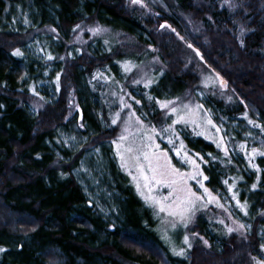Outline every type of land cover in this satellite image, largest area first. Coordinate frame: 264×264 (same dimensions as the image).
I'll use <instances>...</instances> for the list:
<instances>
[{
    "label": "trees",
    "instance_id": "16d2710c",
    "mask_svg": "<svg viewBox=\"0 0 264 264\" xmlns=\"http://www.w3.org/2000/svg\"><path fill=\"white\" fill-rule=\"evenodd\" d=\"M223 1L143 0L141 7L128 5L129 0H0V248L4 249L0 264L174 263L156 232L152 208L126 184L104 147L118 134L110 135V129L101 127L84 80L93 79L97 71L118 60L143 63L157 57L154 68L161 75L147 93L151 91L159 99L184 97L194 82L187 68L195 48L203 57L195 54L196 59L227 83L223 91L235 93L236 105L219 103L208 95L216 119L230 128L237 111L247 109L249 117L264 127V0H236L235 9L221 8ZM15 6L31 10L30 27L16 30L6 26ZM168 8L172 14L164 24ZM180 13L204 22L205 29L191 33ZM97 24L122 31L129 44L122 43L113 51L91 49L92 42L79 48L80 52L71 46L81 29ZM38 39L47 56L54 59L12 55ZM70 49H77L73 58H69ZM49 67L52 77L59 76V80L54 84L56 100L47 103L36 84ZM33 87L38 95H33ZM144 92L139 88V95ZM76 96L84 121L95 132L82 148L70 152L58 140L57 128L71 112ZM146 99L145 106H151L148 113L158 119L155 101L150 96ZM30 107L35 109L34 115ZM228 135L235 147L239 138L230 129ZM185 141L205 159L201 165L209 177L208 186L226 190L225 180L235 183V193L247 205L248 214L241 215L251 224V232L216 238L218 246L214 243L209 249L196 243L189 257L178 261L253 264L252 257L261 253L257 231L264 224V217L258 216L264 210V157L255 160L260 172L248 167L247 174L240 164L244 162L241 155L231 160L211 143L188 134ZM98 146L104 149L119 193L114 201L117 216L106 217L89 205L72 173L85 152Z\"/></svg>",
    "mask_w": 264,
    "mask_h": 264
},
{
    "label": "rangeland",
    "instance_id": "374dc122",
    "mask_svg": "<svg viewBox=\"0 0 264 264\" xmlns=\"http://www.w3.org/2000/svg\"><path fill=\"white\" fill-rule=\"evenodd\" d=\"M129 4L130 0L128 2V5ZM230 5L233 9H235L237 8L238 4L236 0H229V3L223 1L220 7H231ZM31 16L32 13L30 9L23 8L22 6H15L11 11L9 19L6 22V26L16 30H24L32 25ZM180 16L185 19L187 26H189L190 28V32L195 35L200 34V32H202L206 27L204 22H194L186 14L180 13ZM97 27L103 29V31L98 35H94L90 30ZM53 29H55L56 31V28ZM91 42V49L94 48V50L98 49L101 51H113L115 47L120 46V44L122 43H126L125 47L127 44H129V40L126 39V36L124 33H122V31L106 27L103 24H97L93 27L81 29V31L77 34L76 38L72 42L71 46H75L77 47V49H79L84 46L88 47ZM77 49H70L69 58H73L75 56V51ZM20 50L22 53H25L38 61H43V59L47 57L45 48L43 47L39 39L32 41ZM194 55L190 54L188 56L192 61V65L188 61L187 68V70L189 69L194 75V82H191L189 84V90L184 97H176L170 100L165 98L159 99L160 97L152 94L151 91L149 94L147 93V88H149L152 84H155L159 76L161 75V73H156V67L154 68V66L159 62V58L157 57L146 60L143 63L142 61L136 60H118L116 63L97 71L93 75V79L90 77H85L84 83L88 88L91 96H93V104L95 105L96 113L98 114L101 127H105L106 131H109L110 129V135L118 134L115 140L105 143L104 147L108 151L110 159L112 158L114 162L116 161V165L118 166L119 171L125 179L126 184H130L136 192L137 190L135 187V183L133 182L131 175H129V170L121 167V161L116 154V147L113 142L117 141L121 134L128 135V133H124L126 121L128 122L130 132L139 135V133H137L139 125H136L134 117L130 119L131 113L133 112L143 121L145 130L152 126H155L157 131H159L162 127H166L168 124H170L171 121L175 119V117L170 115L167 109H161L160 105L156 103V101H177L178 104L181 102H190L193 106H195L196 104H202L203 109L201 110V115L211 118L213 123L221 129L219 133H216V130L209 126L207 128V134L209 135V138L206 139L204 135H197L196 133L197 131H200V129L194 130L193 126L191 125L185 126L183 124H180L175 126L180 136V140L184 142L187 150L189 151V155L197 160V163L200 164L201 169L204 171V174L206 176L208 175L201 165V163L206 161L204 158L203 161L200 160V157H202L200 152L187 146L185 141L186 134L190 135L191 137H198L206 140L207 142L211 143L217 150L222 152L223 156H225L221 148H218L216 143L212 142V137H223L224 145L227 147L229 153L227 157H230V159L232 158L231 160H233V158H238V156L241 155L244 159V162L240 161V164L242 166V169H244L247 174H249L247 168H252L248 160V155H250L251 149L255 147L258 150L264 151V134H262L261 129L253 127V125L248 123V120L244 119L245 114H247L248 119H251L249 117L250 114L247 109H243V112L237 111L241 115L238 117L237 115H234L235 121L231 122L230 128L226 127V125H224L220 120L216 119V114L209 105L208 95L212 99H216V101L219 103L221 100L225 101L228 104L233 103L234 105H236V99L234 98L235 93L234 91L230 93L224 92V88H221L219 81L215 79L216 75L208 71L207 68L203 66L198 59H196V55ZM126 63L130 65V71L128 72H126L124 69V65ZM51 71L52 67L47 68L44 71L41 79H39L36 84V90L43 96V99L47 101V103L54 102L57 98V90H55L54 84L58 81L57 77H52ZM136 80H140L141 82L139 84H136ZM149 81V86L145 87V84ZM206 83L207 86H205ZM139 86L145 89L146 94L144 92V94L141 96L138 94V92H136L137 90L133 92L132 89H136ZM196 86L198 88L193 90V88H195ZM94 94H98V98H95ZM148 96L152 97V99L155 101L154 106L157 107L155 108L160 111V117L158 119L153 120L150 115L145 113L140 114L137 110L138 108L145 105L144 99L148 98ZM121 97H123L124 101L127 104L131 105V108L123 107L121 105ZM73 100L74 102L71 104V112L64 118L63 125L57 128L58 140L61 142L62 146L70 152H75L82 148L83 145L88 142V135L95 132L93 127H91L89 123H87V121H84L79 97L76 96ZM136 100H139L140 103L137 104L135 102ZM38 107L41 108L42 105ZM30 109L31 113L34 115L35 109L33 110V108L31 107ZM104 109L105 111H103ZM104 112L105 114L103 115L102 113ZM117 112L120 113V118L117 120L116 124H113L112 120L116 117ZM255 123L259 124L256 121ZM115 129L118 132H112ZM229 129L231 135L235 134L236 138H239L237 144H235V147L233 141L231 140L230 142V139L228 137ZM162 135L163 139H161L160 137H156V142L161 145V148L163 150L168 152L173 164L181 168L182 171H190V166L188 164L181 163L180 159L176 157L173 146L167 143V134ZM129 139L131 140L132 136H129ZM179 142V140H175L176 146H179ZM241 144L245 145L244 150H241ZM103 150L104 149H102V146H98L94 149L86 151L83 157L80 159L77 167L73 169L72 173L79 185L82 187L89 205L94 206L100 213H102L106 217H109L112 214H116L117 216L118 211L114 201L119 196V193L115 188V182L108 171V162L106 157L104 156ZM56 154L58 156H61V154L58 153V150H56ZM257 157L261 156H256L252 160V163H255V165V160ZM189 183L192 185L194 191H197L198 194L202 193V189H199V186L195 181H190ZM204 183L205 186L208 187L214 195L218 196L220 203L224 206V208L228 209V211H224L222 208L217 207L215 203L208 204L196 212L193 222L188 226V228H184L179 223H177L175 228H173L171 223L172 218L168 217L165 213H160L155 210L150 204L146 203L142 196L137 192L142 200L152 208L153 218L156 221V232L160 240L168 250L169 255L171 257H174L172 261L175 264H181L178 261L179 259L185 260L187 257H189V251L193 249L196 243H201L203 246L209 249L212 247V245H214V243L216 247L218 246L216 238H223L226 235L229 236L233 234V232L239 234H250L251 232V224L245 221L244 217L241 215L243 214L245 216L244 211H241L240 208L237 207L236 200L232 198L235 190L233 189L232 192H229L228 190L229 186L232 184H225L226 190H224L218 187L208 186L207 181H205ZM154 194L167 195L168 189L161 188L159 189L158 193ZM237 199L239 200L238 196ZM262 211L259 212L258 216ZM206 214H208L207 222H203V220L206 221ZM202 215H204V218H202ZM221 220L224 221L223 224L218 222ZM233 221H236V223L234 224ZM239 224H244L246 227L244 229L233 231L232 233L228 232V228L236 229L238 228ZM112 228H114V226ZM200 229L202 230V233ZM185 235L189 237L191 247L183 243V238ZM201 237L203 239H201ZM257 237L259 239L260 245L264 243V224L259 225ZM205 241H207V243H205ZM173 248H175L177 251H179L180 249H184L185 254L183 256H176L173 254ZM255 257L257 259L264 257V252L261 251V253L259 255H255ZM253 264H256L254 260Z\"/></svg>",
    "mask_w": 264,
    "mask_h": 264
},
{
    "label": "snow or ice",
    "instance_id": "6c2138e0",
    "mask_svg": "<svg viewBox=\"0 0 264 264\" xmlns=\"http://www.w3.org/2000/svg\"><path fill=\"white\" fill-rule=\"evenodd\" d=\"M132 4H139L143 7L142 0H130ZM226 3H229V0H225ZM231 6V5H230ZM79 27V26H77ZM55 31V29H52ZM94 35L100 34L103 29L97 27L91 29ZM174 31V30H173ZM189 48L192 47L191 44L188 45ZM196 51V49H193ZM13 56H22L23 53L20 49H16L13 53ZM197 56H201L199 51H196ZM48 60L54 59L51 54L47 56ZM201 59L203 57L201 56ZM124 69L126 72L130 71V65L125 64ZM211 79V78H209ZM219 81L221 88H226L227 83L217 74L215 77ZM59 76H57V81ZM141 81L136 80L135 83L139 84ZM150 81L145 84V87H148ZM207 86V83L206 85ZM33 95H38L35 91V88H32ZM43 99V97H41ZM151 99V98H150ZM137 104L140 103L139 100L135 101ZM120 103L123 107L131 108L130 104H127L123 97L120 98ZM160 105L161 109H167L168 113L175 117L166 127H162L157 131L155 126H152L145 130V125L140 117H137L135 113H131L130 119L135 118L136 125H139L136 133H131L129 130L128 122H125L124 133L128 135L121 134L117 141H114L116 147V154L121 161V167L129 170V175H131L137 192L142 196L146 203L150 204L155 210L160 213H165L168 217H171V223L173 228L176 224L179 223L184 228L193 222L195 214L198 210L203 208L208 204L215 203L217 207L222 208L224 211L228 209L220 203L218 196L214 195L208 187L205 186V181L209 179L208 176L204 174V171L201 169L197 160L189 155L186 145L182 140L176 129V125L183 124L185 126L191 125L193 129H200L197 131V135H204L205 138H209L207 134V128L210 126L216 130V133H219L221 129L213 123L211 118L201 115V110L203 109L202 104H196L193 106L189 103H179L177 101H156ZM243 103V101H241ZM3 107V105H0ZM120 118V113H116V117L112 120L113 124L117 123V120ZM244 119L248 120V123L261 129V132H264V127L256 124L255 121L248 119L247 114H245ZM162 134H167L168 140L167 143L173 146L176 157L180 159V162L183 164H188L190 166V171H182L181 168L173 164L172 159L169 157L167 151L161 148V145L156 142V137L163 139ZM129 136H132V139H129ZM175 140H179V146H176ZM212 142L216 143L218 148L224 152L225 157L229 155L227 147L224 145L223 137H212ZM241 150L245 149V145H240ZM198 155V154H197ZM256 156L264 157V151L258 150L257 148H252L250 155H248L249 164L256 172H260V168L252 163V160ZM200 160L203 161V157H200ZM134 170V173H133ZM190 181H195L199 186V189H202V193L198 194L197 191L193 190ZM225 184H228V181H224ZM236 187L235 183L229 186V192ZM167 188V195H156L159 189ZM252 188H256V184L252 185ZM234 200L237 202V207L241 211H246V203L242 204L237 199V194L233 193ZM223 224L224 221H218ZM235 224L236 221H233ZM246 226L244 224H239L238 228H228V232L232 233L240 229H244ZM201 239H203L201 237ZM183 243L191 247L189 237L187 235L183 238ZM207 243V241H205ZM261 251L264 252V243L260 245ZM4 249L0 248V252ZM173 254L176 256H183L184 249L177 251L173 248ZM252 259L256 264H264V257L257 259L255 256Z\"/></svg>",
    "mask_w": 264,
    "mask_h": 264
},
{
    "label": "bare ground",
    "instance_id": "6f19581e",
    "mask_svg": "<svg viewBox=\"0 0 264 264\" xmlns=\"http://www.w3.org/2000/svg\"><path fill=\"white\" fill-rule=\"evenodd\" d=\"M142 2H143V0H142ZM135 6H140L139 4H136ZM171 14H172V12H171V9L170 8H168V11H167V15H166V19H165V21H164V24L165 23H168L169 22V20H170V17H171ZM117 62V61H116ZM115 62V63H116ZM114 64V63H113ZM139 88H142V89H144L143 87H137L135 90H137L136 92H138L139 91ZM144 101H146V103H147V99L145 98L144 99ZM141 108H143L142 109V113L144 114H148V115H150L151 116V118H152V114H151V112L150 113H148V109L150 108V105H148V106H143V107H141ZM138 111H139V108L137 109ZM103 111H105V109L103 110ZM140 113V112H139ZM103 115L105 114V112L104 113H102ZM235 115H237V117L238 116H240L241 114L240 113H238V114H235ZM153 119V118H152ZM117 163H116V161H115V165H116ZM116 167L118 168V166L116 165ZM264 211V210H263ZM263 211L260 213V215H259V217H261V218H263L264 217V215L262 214L263 213ZM206 216V221H204L203 220V222H207V219H208V214H206L205 215ZM202 218H204V215H202ZM174 258V257H173Z\"/></svg>",
    "mask_w": 264,
    "mask_h": 264
},
{
    "label": "water",
    "instance_id": "95a60500",
    "mask_svg": "<svg viewBox=\"0 0 264 264\" xmlns=\"http://www.w3.org/2000/svg\"><path fill=\"white\" fill-rule=\"evenodd\" d=\"M192 49V48H191ZM195 49V48H194ZM196 51H198L197 49H196ZM196 51H194L195 52V54H196ZM198 57H200V56H198ZM263 215H264V211H263V213H262Z\"/></svg>",
    "mask_w": 264,
    "mask_h": 264
}]
</instances>
